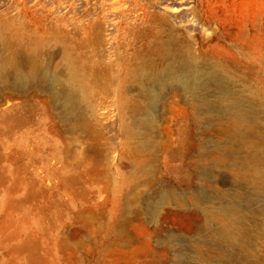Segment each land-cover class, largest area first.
I'll return each mask as SVG.
<instances>
[{"label":"rangeland","instance_id":"374dc122","mask_svg":"<svg viewBox=\"0 0 264 264\" xmlns=\"http://www.w3.org/2000/svg\"><path fill=\"white\" fill-rule=\"evenodd\" d=\"M9 51L0 264H264V0H0Z\"/></svg>","mask_w":264,"mask_h":264},{"label":"bare ground","instance_id":"6f19581e","mask_svg":"<svg viewBox=\"0 0 264 264\" xmlns=\"http://www.w3.org/2000/svg\"><path fill=\"white\" fill-rule=\"evenodd\" d=\"M188 62H191V59L185 56L181 57L180 65L182 66L184 74L191 73ZM38 75L39 70L34 56L30 57L28 61H26L25 66H21V64H19L16 54L12 51H9V53L0 60V82L6 85L9 84L8 82H12L14 87L20 88L24 83L34 80ZM70 88L71 91L67 93V97L71 98L72 91L77 88V85L74 82H71ZM236 121L239 124L247 126V120L243 114H238ZM224 230V227L220 228V233L225 234Z\"/></svg>","mask_w":264,"mask_h":264}]
</instances>
